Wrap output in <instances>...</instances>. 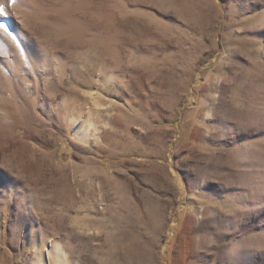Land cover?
<instances>
[{
    "label": "rangeland",
    "instance_id": "rangeland-1",
    "mask_svg": "<svg viewBox=\"0 0 264 264\" xmlns=\"http://www.w3.org/2000/svg\"><path fill=\"white\" fill-rule=\"evenodd\" d=\"M0 6V264H264V0Z\"/></svg>",
    "mask_w": 264,
    "mask_h": 264
},
{
    "label": "snow or ice",
    "instance_id": "snow-or-ice-1",
    "mask_svg": "<svg viewBox=\"0 0 264 264\" xmlns=\"http://www.w3.org/2000/svg\"><path fill=\"white\" fill-rule=\"evenodd\" d=\"M4 12V7L3 6H0V15H2ZM6 30V29H5Z\"/></svg>",
    "mask_w": 264,
    "mask_h": 264
},
{
    "label": "bare ground",
    "instance_id": "bare-ground-1",
    "mask_svg": "<svg viewBox=\"0 0 264 264\" xmlns=\"http://www.w3.org/2000/svg\"><path fill=\"white\" fill-rule=\"evenodd\" d=\"M42 263H44V260H43V258H42V261H41Z\"/></svg>",
    "mask_w": 264,
    "mask_h": 264
}]
</instances>
